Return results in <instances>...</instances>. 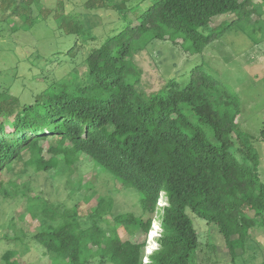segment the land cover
Returning a JSON list of instances; mask_svg holds the SVG:
<instances>
[{"label": "trees", "instance_id": "obj_1", "mask_svg": "<svg viewBox=\"0 0 264 264\" xmlns=\"http://www.w3.org/2000/svg\"><path fill=\"white\" fill-rule=\"evenodd\" d=\"M129 1L121 0L115 8L120 15L130 11L134 20L127 17L121 30L91 50L85 61L88 74L79 85L49 87L27 103L0 92V177L22 163L25 152L31 154L25 165L36 172L58 170L62 161L71 171L81 153L122 187L140 193L143 214L115 216L117 227L111 233L99 224L111 212L110 199L98 198L87 227L80 222L78 205L33 203L32 216L48 222L34 240L54 255L51 264H90L97 258L110 264H146V242L123 240L120 230L148 235L162 193L169 204L158 249L147 264H195L191 257L199 237L188 210L217 226L233 262L251 230L264 227L259 154L240 129L239 101L200 66L186 81L172 79L160 91L146 94L139 90L141 71L132 57L155 39L201 53L221 34L202 31L216 28L211 26L214 18L235 14L237 20L228 27L254 15L261 18L264 0H138L130 6ZM144 3L146 9L137 14ZM31 4L2 0L1 7L21 12L27 27L33 22ZM56 20L67 34L87 31L78 16ZM186 111L211 128L216 142ZM52 138L59 143L48 149L47 158L43 144ZM12 258L7 252L5 263L20 264Z\"/></svg>", "mask_w": 264, "mask_h": 264}, {"label": "rangeland", "instance_id": "obj_2", "mask_svg": "<svg viewBox=\"0 0 264 264\" xmlns=\"http://www.w3.org/2000/svg\"><path fill=\"white\" fill-rule=\"evenodd\" d=\"M20 3L21 0H15ZM138 0L129 1L128 5ZM259 0H256V2ZM121 0H32L29 10L33 22L27 27L26 17L12 10L5 11L0 0V92H7L20 103H27L49 87H75L88 74L86 58L92 49L100 47L110 36L121 30L128 17L120 15L115 6ZM147 3V2H146ZM140 6L141 14L147 4ZM28 13V12H27ZM29 14V13H28ZM78 16L87 31L82 35L67 34L59 28L56 17ZM235 14L216 17L209 28L221 33L201 53L186 52V45L176 46L170 41L151 40L144 50L134 53L132 60L141 71L139 90L151 94L164 88L172 79L186 81L195 67H202L228 92L238 99L240 129L249 137L259 154L258 172L264 184V15L251 20L235 22ZM193 123L201 125L189 111ZM208 139L216 142L210 127L201 125ZM59 143L49 139L43 145L48 149ZM66 143V147H70ZM235 155L241 160V154ZM31 158L24 153L23 162L13 170H4L0 177V264H6L4 255L13 253L20 264H51L53 254H47L34 240L48 222L30 212L33 203L47 201L64 204L73 209L78 205L80 222L90 226L92 211L99 197L112 201V209L100 220V226L111 233L117 226L114 217L122 214L141 216L140 193L122 187L108 171L83 154L77 155L75 167L69 171L62 161L58 170L36 172L25 165ZM197 230L199 244L191 257L195 264H264V227L251 230L244 247H239L232 262L223 236L215 224H209L190 210L187 211ZM253 216V213H250ZM163 216L159 220L162 222ZM123 240L146 242L149 234L136 231L128 234L120 230ZM17 237V238H16ZM20 239H19V238ZM148 249V248H147ZM147 264L150 258L144 259ZM90 264H110L94 259Z\"/></svg>", "mask_w": 264, "mask_h": 264}, {"label": "built area", "instance_id": "obj_3", "mask_svg": "<svg viewBox=\"0 0 264 264\" xmlns=\"http://www.w3.org/2000/svg\"><path fill=\"white\" fill-rule=\"evenodd\" d=\"M168 204L169 203H168V198H167L166 194L162 193L161 196H160V199H159V201L157 203V210H156L154 218H153L152 229H151V231L149 233V238L151 237V235L156 234V237L154 238L156 247L152 250L151 253H153L155 250L158 249L157 240H158V238H160L161 233H162V222H160L159 218H160V216H163L164 209L168 206ZM150 245H151V242H150V239H149V246ZM147 256L149 257L150 255L147 254Z\"/></svg>", "mask_w": 264, "mask_h": 264}, {"label": "bare ground", "instance_id": "obj_4", "mask_svg": "<svg viewBox=\"0 0 264 264\" xmlns=\"http://www.w3.org/2000/svg\"><path fill=\"white\" fill-rule=\"evenodd\" d=\"M156 237V234H153L151 235V237L149 238L150 239V242H151V245L148 247L147 249V254L148 255H151L152 253V250L156 247V244H155V241H154V238Z\"/></svg>", "mask_w": 264, "mask_h": 264}]
</instances>
